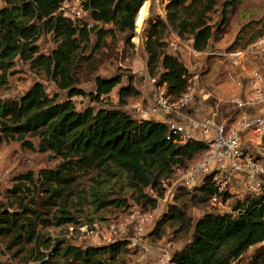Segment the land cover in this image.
Instances as JSON below:
<instances>
[{
    "label": "trees",
    "instance_id": "1",
    "mask_svg": "<svg viewBox=\"0 0 264 264\" xmlns=\"http://www.w3.org/2000/svg\"><path fill=\"white\" fill-rule=\"evenodd\" d=\"M60 1L4 0L5 6L0 9V87L5 72L19 57L35 63L60 89L68 90L67 99L57 101L46 93L43 84L34 82L17 100L0 99V135L5 142L18 141L26 149L51 152L62 159L56 168L43 169L38 182L29 173L20 176L24 182L39 183L48 194L47 206L57 209L51 213V220L42 218L35 208L22 202H18L14 211H0V239L8 240L11 247L34 239L37 249L46 244L47 240L36 232L39 224L42 227L78 225L68 207L71 185L77 177L91 171L103 175L104 181L124 177L136 204L151 209L156 201L145 189L160 195L161 180L170 177L174 167L206 149L205 144L197 140L184 144L167 140V125L163 122L136 119L125 111L99 105L76 109L71 97L86 95L90 103L99 102L121 83L119 75H97L94 91L85 94L76 88L73 71L78 52L90 43L92 34L96 42L116 33L124 34L125 41H129L134 33L136 15L145 0H85L92 25L86 21L74 24L64 18L58 12ZM161 1L165 2V20H151L145 30L146 68L157 85L164 84L167 95L176 97L185 88L186 68L177 56L167 52L165 37L171 27L182 39L194 38L192 46L197 51L206 50L217 31L210 24V13L217 0ZM234 2L225 0L222 3L220 25ZM261 27L259 34L264 29V16ZM42 33H50L58 41L48 54L38 52L34 45ZM237 38L236 35L231 47L237 43ZM137 93L128 84L118 90L119 98ZM29 137H35L37 144ZM95 183L89 187V195L96 210L118 203V199H108L102 193L99 189L102 182ZM21 191V185L11 189L12 194ZM215 191L210 177L192 190L179 187L173 202L156 222L150 233L152 241L164 238L167 228L191 230L183 247L172 252V264H238L237 260L249 246L262 240L264 204L260 200L247 202L235 198L229 211L205 212L193 221L188 214L189 205H192L189 201L209 204V196ZM229 197V194L223 195V199ZM238 208L242 210L235 213ZM62 243H52L49 254L38 252L41 256L38 264H112L120 254L129 256L123 242L98 247L71 244L62 247ZM246 264H264V249L256 248Z\"/></svg>",
    "mask_w": 264,
    "mask_h": 264
},
{
    "label": "rangeland",
    "instance_id": "2",
    "mask_svg": "<svg viewBox=\"0 0 264 264\" xmlns=\"http://www.w3.org/2000/svg\"><path fill=\"white\" fill-rule=\"evenodd\" d=\"M224 1L217 0L214 11L210 13V24L217 29L213 33L211 44L207 49L211 52L218 50L220 53H223V51L244 46L258 37L262 28L264 0H235L234 4L228 7L226 14L227 22L222 27L223 24L220 25L221 5ZM4 6V0H0V9ZM163 6L165 8V2L161 0H145L143 2L136 15L134 33L129 41H125L124 34L116 33L113 37L107 36L96 42L95 36L92 34L90 43L83 45L77 54L73 71L74 77L77 80L76 88H79L86 94L94 91L95 76L110 77L119 75L121 83L111 91L110 95L112 98L106 107L108 109L125 111L137 119L138 115L136 116L131 111L132 104L136 101L145 103L148 100L147 93L152 91L151 80L153 78L148 75L146 68L147 55L144 49L145 30L151 20H155L156 18L162 19L161 16H164L165 20L166 12L160 14L159 10ZM149 11L147 20L141 29L140 26H142L146 13ZM237 24L238 28L235 30ZM236 35L238 36L237 43L231 47L230 44ZM220 40L225 41L224 46L216 45ZM34 45L38 47V52L48 54L58 45V41L52 34L42 33ZM204 62L207 64V69L201 74V77L207 76L206 84L208 86H212L211 83H215L214 85L220 84L228 75H234L231 68L228 70V65L225 64L224 57L222 56L208 55ZM34 82L43 84L46 93L56 98L57 101H63L68 97V90L60 89L35 63L16 57L12 65L5 72L4 83L0 87V99L5 101L17 100ZM127 84L131 85L138 93L134 95L124 94L119 98L118 90L120 86ZM139 86H142L140 90L137 89ZM213 91L224 96H228L231 93L227 86L210 88V92ZM71 99L77 110H82L86 106L98 105V102L90 103L86 95H76L71 97ZM29 139L34 144H37L38 140L35 137H29ZM199 157L200 153H197L192 159L186 160L184 164L178 166L185 168L197 162ZM61 161V157L54 153L32 151L22 147L18 141L5 142L0 135V211H14L17 209L18 202H22L29 207L35 208L42 218L51 220V213L56 212L57 207L47 206L46 198L48 194L44 192L39 183L33 185L28 181L24 182L20 179V176L29 173L34 177L35 182H38L39 173L43 169H54ZM104 179L105 177L99 174V172L91 171L77 177L72 183L68 207L69 211L76 218V221L79 222L78 224H90L93 222L104 224L113 219H121L134 206H139L135 202L132 190L126 186L124 177L121 179L106 178L107 181H104ZM95 181L96 183L102 182L99 185L102 193L108 199H118V203L96 210L90 203L92 198L89 195V187L93 186ZM16 184L22 186V191L12 194L11 189L17 186ZM145 192L148 193L151 190L145 189ZM233 199L235 197L230 198L229 207L225 206L224 208H216L209 204H198L189 201L192 205H189L188 214L195 221L205 212L229 211ZM158 207L157 215L164 210L159 203ZM47 210H49V213H47ZM69 225L54 226L49 224L46 227H42L40 224L37 225L36 232L47 240L46 244H42L38 249L35 247L37 243L35 239L31 242L22 243L18 247H11L8 240L5 242L0 239V264H38V259L41 257L38 252L49 254L51 244L54 242H63L61 244L62 247L65 244L79 247L87 246L88 241L82 243L83 239L80 240L68 236L67 230ZM175 228H167L164 234V241L171 243L172 252L183 247L188 241L189 233L191 232V230L175 231ZM250 255L251 251H246L237 260V263L246 264ZM128 257L126 254H120L112 264H131Z\"/></svg>",
    "mask_w": 264,
    "mask_h": 264
},
{
    "label": "built area",
    "instance_id": "3",
    "mask_svg": "<svg viewBox=\"0 0 264 264\" xmlns=\"http://www.w3.org/2000/svg\"><path fill=\"white\" fill-rule=\"evenodd\" d=\"M84 1L61 0L58 12L74 24L86 21L92 25ZM168 32L167 48L175 56L184 49L197 60L208 55L224 57L225 63L235 70L234 84L238 92L226 102L233 111L228 117L219 119L217 115H208L199 118L188 114L202 80V68L193 66L195 62L190 60V67L185 66L183 75L185 88L178 96L167 95L164 84L157 85L152 79L150 99L132 104L131 111L138 118L162 117V122L167 125V140L176 144L197 140L203 142L206 149L197 162L185 168L174 167L173 175L161 180L160 195L151 190L150 195L156 201L154 208L134 206L121 219L104 224L68 226V236L83 239L82 243L88 241L87 246L125 243L131 264H172L171 243L164 238L152 241L150 233L173 202L179 187L192 190L210 177L216 189L209 196L210 206L224 208L232 197L247 202L260 200L264 204V29L245 46L223 53L207 49L197 51L189 44L191 39L180 38L172 29ZM111 98V95L103 96L98 105L106 107ZM224 194L230 197L223 199ZM158 203L164 210L157 215ZM239 210L242 209L238 208L235 213ZM256 248L264 249V236L247 251L252 253Z\"/></svg>",
    "mask_w": 264,
    "mask_h": 264
},
{
    "label": "crops",
    "instance_id": "4",
    "mask_svg": "<svg viewBox=\"0 0 264 264\" xmlns=\"http://www.w3.org/2000/svg\"><path fill=\"white\" fill-rule=\"evenodd\" d=\"M159 10H160V14L164 13L165 12L164 6L162 7V9H159ZM149 13H150V11L148 13H146V16L143 20V24L141 26V29L144 26L145 21L147 20ZM161 17L164 20V16H161ZM226 22H227V19L225 20V23H223L222 27L225 26ZM237 28H238V24L236 25L235 30H237ZM169 30H170V28H169ZM188 39H191L189 41V44L192 45L193 39L192 38H188ZM211 40H212V38L209 40V43H208V46L206 49L209 48V45L211 44ZM224 42L225 41L220 40L218 43H216V45L224 46L225 45ZM167 52L170 53L169 50H167ZM176 56L184 64V66H187V67H190L189 66L190 60L194 61L195 63L193 66H200L202 68L201 74L204 73V71H206V69H207V64H205V62H204L206 56H202V57L198 58V60H197L196 58H193L189 54L188 50H184V49H182L181 52ZM227 68H228V70H229V68H231L232 72L235 74V70L232 67L227 66ZM235 77L236 76H234V75L233 76L228 75V77L225 78L220 84L214 85L215 83L214 84L211 83L212 86H208V84H206L207 83V81H206L207 76L206 75L202 76L200 89L197 92L194 103L189 108L187 113L192 115V116L199 117V118L204 117V116H208V115H215V116L217 115L219 119L230 116L233 111H232L231 106L227 105L226 102L233 94L238 92V89L234 84ZM216 86H227L229 88V90L231 91V93L228 96H224V95H220V93H217L215 91L210 92V88H212V87L215 88ZM140 87H142V86L137 87V89L140 90ZM152 92H153V84H152V91L147 93L148 99H150ZM145 119H152V120L159 121V122L163 121L161 116H154V117L145 118ZM200 156H201V152H200Z\"/></svg>",
    "mask_w": 264,
    "mask_h": 264
},
{
    "label": "water",
    "instance_id": "5",
    "mask_svg": "<svg viewBox=\"0 0 264 264\" xmlns=\"http://www.w3.org/2000/svg\"><path fill=\"white\" fill-rule=\"evenodd\" d=\"M194 39V38H193Z\"/></svg>",
    "mask_w": 264,
    "mask_h": 264
}]
</instances>
